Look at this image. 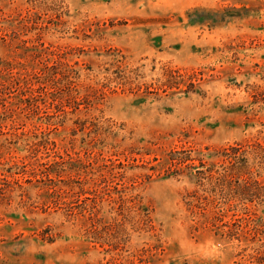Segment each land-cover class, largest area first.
I'll list each match as a JSON object with an SVG mask.
<instances>
[{
  "label": "rangeland",
  "instance_id": "obj_1",
  "mask_svg": "<svg viewBox=\"0 0 264 264\" xmlns=\"http://www.w3.org/2000/svg\"><path fill=\"white\" fill-rule=\"evenodd\" d=\"M0 264H264V0H0Z\"/></svg>",
  "mask_w": 264,
  "mask_h": 264
}]
</instances>
